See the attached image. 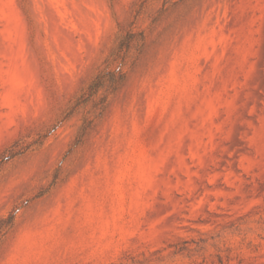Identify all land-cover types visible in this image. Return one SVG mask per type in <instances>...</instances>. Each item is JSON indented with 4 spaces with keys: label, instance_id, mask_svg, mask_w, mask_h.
<instances>
[{
    "label": "rangeland",
    "instance_id": "374dc122",
    "mask_svg": "<svg viewBox=\"0 0 264 264\" xmlns=\"http://www.w3.org/2000/svg\"><path fill=\"white\" fill-rule=\"evenodd\" d=\"M0 264H264V0H0Z\"/></svg>",
    "mask_w": 264,
    "mask_h": 264
},
{
    "label": "trees",
    "instance_id": "16d2710c",
    "mask_svg": "<svg viewBox=\"0 0 264 264\" xmlns=\"http://www.w3.org/2000/svg\"><path fill=\"white\" fill-rule=\"evenodd\" d=\"M3 162H4V161L0 162V167L2 166Z\"/></svg>",
    "mask_w": 264,
    "mask_h": 264
}]
</instances>
